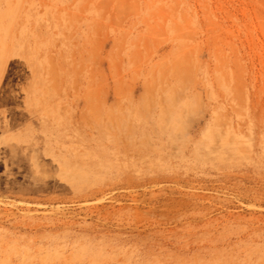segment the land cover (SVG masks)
<instances>
[{
    "label": "rangeland",
    "instance_id": "374dc122",
    "mask_svg": "<svg viewBox=\"0 0 264 264\" xmlns=\"http://www.w3.org/2000/svg\"><path fill=\"white\" fill-rule=\"evenodd\" d=\"M0 264H264V0H0Z\"/></svg>",
    "mask_w": 264,
    "mask_h": 264
}]
</instances>
